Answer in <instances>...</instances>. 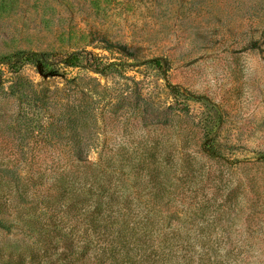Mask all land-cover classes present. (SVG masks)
<instances>
[{
    "label": "rangeland",
    "instance_id": "374dc122",
    "mask_svg": "<svg viewBox=\"0 0 264 264\" xmlns=\"http://www.w3.org/2000/svg\"><path fill=\"white\" fill-rule=\"evenodd\" d=\"M27 50L107 66L0 64V264H264V0H0Z\"/></svg>",
    "mask_w": 264,
    "mask_h": 264
},
{
    "label": "trees",
    "instance_id": "16d2710c",
    "mask_svg": "<svg viewBox=\"0 0 264 264\" xmlns=\"http://www.w3.org/2000/svg\"><path fill=\"white\" fill-rule=\"evenodd\" d=\"M49 56L50 53L46 51L27 50V51L15 53L10 56L3 57L0 60V64L2 63L6 64L12 70L16 71L22 65L29 62L39 66L45 74L54 72L59 64H63L65 66H71V67H83L87 69H95L96 71H102V68H106L107 66L105 65L101 68H97V66H93V63L90 62L91 60L89 54L85 50L71 51L66 55L62 56L61 58H59L58 60H52L49 58ZM143 63H151L157 66H161L163 63H165V59L162 57H154L151 59L144 60ZM0 80H1V70H0ZM170 87H172V89L174 90L177 89L175 85H170ZM197 97L203 98L204 96H197ZM210 153L213 156L217 155L216 152L214 151ZM114 240L115 239L109 241L108 246H105L104 249H110L111 251L123 250L124 248L123 246L125 245L121 243H116Z\"/></svg>",
    "mask_w": 264,
    "mask_h": 264
}]
</instances>
